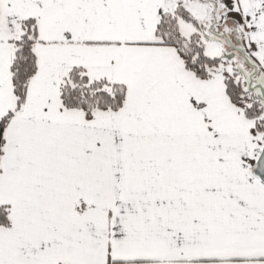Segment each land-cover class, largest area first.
I'll use <instances>...</instances> for the list:
<instances>
[{"label": "snow or ice", "instance_id": "6c2138e0", "mask_svg": "<svg viewBox=\"0 0 264 264\" xmlns=\"http://www.w3.org/2000/svg\"><path fill=\"white\" fill-rule=\"evenodd\" d=\"M0 264H264V0H0Z\"/></svg>", "mask_w": 264, "mask_h": 264}]
</instances>
